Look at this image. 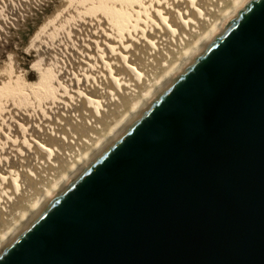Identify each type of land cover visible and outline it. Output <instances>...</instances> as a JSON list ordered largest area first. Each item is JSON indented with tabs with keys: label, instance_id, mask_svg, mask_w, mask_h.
Returning <instances> with one entry per match:
<instances>
[{
	"label": "water",
	"instance_id": "1",
	"mask_svg": "<svg viewBox=\"0 0 264 264\" xmlns=\"http://www.w3.org/2000/svg\"><path fill=\"white\" fill-rule=\"evenodd\" d=\"M0 264H264V0L214 37Z\"/></svg>",
	"mask_w": 264,
	"mask_h": 264
},
{
	"label": "bare ground",
	"instance_id": "2",
	"mask_svg": "<svg viewBox=\"0 0 264 264\" xmlns=\"http://www.w3.org/2000/svg\"><path fill=\"white\" fill-rule=\"evenodd\" d=\"M78 1L95 5L104 0ZM122 1L137 3L143 11L133 21L119 18L106 5L103 11L82 16L71 35L72 53L63 64L57 51L51 55L48 49L26 46L23 55L30 60L29 68H41L35 91L23 92L18 86L28 63L8 56V65L16 61L12 80L0 78L7 90L6 98L0 95V251L252 0ZM36 112L42 113L44 125L32 123ZM10 144L15 155L8 151Z\"/></svg>",
	"mask_w": 264,
	"mask_h": 264
},
{
	"label": "rangeland",
	"instance_id": "3",
	"mask_svg": "<svg viewBox=\"0 0 264 264\" xmlns=\"http://www.w3.org/2000/svg\"><path fill=\"white\" fill-rule=\"evenodd\" d=\"M6 1H8V0H3V1L0 0V9H1L0 10V14H1L0 15V24H1L0 25V38H1L0 39V78L1 77L6 78L8 82H10V80H12L11 79L12 78L11 76L13 75L12 69H14L16 60L13 63H11L10 65H8L7 60H8V56L10 54H14L15 56H17V61L19 60L18 61L19 63H23V64L28 63L27 65H25V66H27L28 71L24 72L23 75H21L18 79V86L20 89L23 90V92H32V91L37 90L38 85H39V81H40V75H41L40 66H37L35 64L33 68H31V69L29 68L30 60H29V58H27L28 59V61H27L25 55H23V50L26 48L27 45L30 48L33 47L39 51H44L45 49H48V51H51V53L57 51L56 54L58 56H56V57L59 58V60H60L59 64H63L61 62L67 60L66 58H68L70 56V55L69 56H67V55L72 53V52L69 53V51L71 49H73L72 47H74L73 46L74 44H72L74 42H72V41L75 40V37H73V36L71 37V35H72V32L78 30V26L81 24V21H82L81 19L78 21V19L81 18L82 16L84 17L87 14H92L94 12L103 11L105 9V7L107 6L110 10L116 11L119 14L118 15L119 18H121L125 21H133L134 19L137 18L140 11H143V8L140 5H138L137 3L126 2V1H122V0H108L107 2H106V0H104V1H99L100 3L95 4V5L94 4L87 5V4L80 2L78 0H44V1L43 0H38V1L37 0H34V1L33 0H18L19 2L17 0H14V1L9 0L10 3L6 2ZM52 1H54V2H52ZM1 3H2V5L5 4L3 6L4 8L2 7ZM6 3H8V4H6ZM46 3H48V4H46ZM13 4H15V6ZM16 4H17V6H16ZM6 6H9V7L6 8ZM10 6L12 7V9L10 8ZM19 6H21V7H19ZM38 7H39V9H38ZM3 9H5V10H3ZM10 9H11V11H10ZM13 9H14V11H13ZM6 11H8V12H6ZM30 14L32 15V17H30L31 16ZM51 16H53L52 17L53 22L49 23V25L45 28L44 22L48 18H50ZM74 20H75L76 24H74ZM83 21H85V20H83ZM41 24L43 25L41 31L35 32L38 29V26H40ZM73 27H75V28H73ZM70 28L73 29V31ZM65 29H68V30H65ZM32 34L34 35L33 36L34 38L32 37ZM66 35H67V37H66ZM77 35H79V34L77 33ZM68 40H71L70 43ZM64 41H65V43H64ZM56 43H57V45L59 43H61L62 47H64L63 50L61 48V44H59V46L57 47ZM51 46H52V48H51ZM54 47L55 48L57 47V48L54 49ZM65 47L66 48L69 47L70 49L69 48H68L69 50L65 49ZM50 48H51V50H50ZM4 49H5V51H4ZM60 49L64 55L61 52H59ZM25 50H27V48ZM3 53H5V54H3ZM53 54L54 53H52L51 55H53ZM56 57H55V59H57ZM64 57H65V59H64ZM60 58L63 60H61ZM0 81H1L0 82V95L2 96V98H6V92H4V91H7V90H4V88L1 86L2 80L0 79ZM11 86H12V84H11ZM37 109H39V108H37ZM41 115H42V113L39 115L37 112L35 113L34 121L32 122V123H35L34 125H36L38 123L39 124L43 123V125L45 124L44 123L45 119L42 120L43 117ZM38 117H40V119ZM38 120H40V121H38ZM35 129H37V127ZM10 148H12L11 144L8 145L9 153L12 151V149H10ZM11 155H15L13 151H12Z\"/></svg>",
	"mask_w": 264,
	"mask_h": 264
}]
</instances>
